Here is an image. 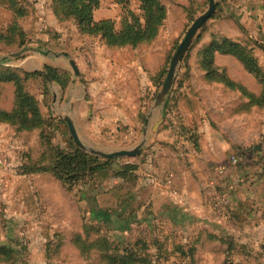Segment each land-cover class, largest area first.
I'll use <instances>...</instances> for the list:
<instances>
[{
	"label": "rangeland",
	"instance_id": "obj_1",
	"mask_svg": "<svg viewBox=\"0 0 264 264\" xmlns=\"http://www.w3.org/2000/svg\"><path fill=\"white\" fill-rule=\"evenodd\" d=\"M21 1L29 10V15L20 20L30 36L29 53L42 60L52 80L47 81L42 71L28 72L37 73L28 86L57 118L56 127L53 125V144L57 148L66 150L76 144L67 122L58 116L64 114L63 107L53 104V93L61 95L62 88L53 80L48 67L58 69L65 84L63 89L73 79L81 82L83 76L89 82L90 124L75 112L84 140L96 146L129 148L150 130L152 134L141 155L116 159L142 161L143 171L149 164L159 169L173 151L185 157V148L192 144L188 138L198 135L202 122L208 121V127L221 137H228L225 132L233 134L245 145L228 141L233 146L228 164L223 165L221 186L212 194L227 191L231 204L236 195L239 206L244 208L242 216L235 218L237 223L235 220L222 223L209 216V226L197 224L187 234L161 216H120L118 191L94 195L96 191L89 193L88 186L71 193L51 175L30 179L22 176L14 181L9 164L0 167V250H6L8 255V259L0 256V264H105L100 251L89 245L102 239L109 242L107 246L112 253H130L132 264H264V108L256 107L251 114L231 117L235 97L206 85L197 61V54L212 35L225 36L253 48L264 69V0H217V11L195 37L165 103H158L157 98L171 60L190 26L209 8L210 0H163L169 11L168 19L159 37L148 45L113 50L102 45L100 38H93L89 44L100 45L108 60L94 65L88 59L90 55L84 50L80 52L86 41L82 40L77 23L73 20L59 23L51 7L53 0ZM139 7L138 0L124 5L119 0H101L95 17L112 19L119 25L127 10L139 14ZM13 18L14 13L0 0V29L7 28ZM10 48H0V62L18 67L21 57H14L13 53L22 48ZM70 59L82 67L81 79ZM216 63L251 91H261L259 81L237 59L218 56ZM161 117L164 121L154 132ZM232 118L237 119L234 124L230 123ZM230 127L236 130L231 131ZM257 145L261 146L255 151ZM232 155L239 157L235 166L230 162ZM18 160L19 174L23 157ZM0 165L4 163L0 161ZM139 190L140 194L148 195V191ZM179 246L191 250L190 253H182L177 249Z\"/></svg>",
	"mask_w": 264,
	"mask_h": 264
},
{
	"label": "trees",
	"instance_id": "obj_2",
	"mask_svg": "<svg viewBox=\"0 0 264 264\" xmlns=\"http://www.w3.org/2000/svg\"><path fill=\"white\" fill-rule=\"evenodd\" d=\"M1 1L14 13V18L7 28L0 29V48L21 49L30 45L29 33L20 22L29 15L28 8L21 0ZM100 2L101 0H53L51 7L59 23L73 20L77 23L79 33L84 40L100 38L102 45L113 50L148 45L159 37L168 19L169 11L163 0H138L140 13L127 10L122 22L117 25L112 19H96L95 12ZM128 2L130 0H119L122 5ZM199 40L197 39L196 42ZM218 56L237 59L243 69L259 81L261 91L255 93L244 83L233 79L226 68L221 69L216 63ZM197 61L206 85L235 97L234 107L230 110L231 117L251 114L256 107L264 108V69L253 48L225 36L212 35L211 41L197 54ZM48 70L53 80L63 89L65 84L59 77L58 69L48 67ZM36 74L0 62V123L10 125L17 136L37 138L36 143L24 154V164L19 173L27 179L36 175L41 177L51 175L71 193L93 186L100 177L114 175L119 183L106 189L102 195L119 192V215L136 216L139 211H149L147 200L136 201L141 195L138 188L140 170L138 162L101 160L80 151L74 144L66 150L57 148L53 144V125H56L57 118L28 86L29 80ZM188 139L198 149V135L193 134ZM143 207L146 209L143 210ZM108 243L106 239H102L89 245L100 251L105 264L133 263L132 257L128 256L130 253L128 255L112 253L107 246ZM177 249L182 253L191 251H186L184 246H179ZM2 255L8 259L6 250H0V256Z\"/></svg>",
	"mask_w": 264,
	"mask_h": 264
},
{
	"label": "crops",
	"instance_id": "obj_3",
	"mask_svg": "<svg viewBox=\"0 0 264 264\" xmlns=\"http://www.w3.org/2000/svg\"><path fill=\"white\" fill-rule=\"evenodd\" d=\"M82 40L86 42L83 47H80V52L84 50L85 54L90 55L88 59L92 62V65L101 61L103 63L108 62L104 57L105 53L100 45L96 44L92 46L89 44L92 43L90 40ZM63 54L69 56L68 51H64ZM40 63L41 60L36 55L28 53L21 57L19 68L26 72H31L32 70L37 72ZM13 67H16V65ZM78 68L83 74L82 67L78 66ZM89 90V82L86 81L84 76L81 82L73 79L70 86L67 89H62L61 95H58L56 106L63 107L64 113H73L75 118L77 113V117L84 119L85 122L90 124L87 121V116L91 113ZM7 108H10V106H7ZM236 120V118H232L230 123L234 124ZM92 124L96 127L95 122ZM230 128L231 131L236 130L235 128ZM213 132L212 127H208V121L202 122L198 129V149L192 147V144H190V146L185 148L187 151V153L185 152V157L182 156L183 153L178 155L177 151L171 152L170 158L166 162L161 163L159 169H156V166H152V164H149L147 167L142 164L144 171L140 168L138 172V188H141L143 193L144 191L145 193L148 191V195L141 194L136 201H140L141 199L147 200V206L150 209H148L149 211L136 213V216H161L171 223L173 227L176 225L182 229L183 233L187 234L194 231L197 224L205 226L211 224L208 220L210 219L209 216L212 218L213 215L208 207V197L214 190L209 183L212 178V166L227 165V158L233 147L228 141L239 143V139L233 134L230 135V133L225 132L224 134L228 135V137H224L223 135L221 137V135L219 136ZM36 139V137L17 136L10 125L0 123V161L4 163L0 167L12 164L11 172L15 177L14 181L22 177L16 169L19 162L18 158L21 159L28 152L29 147L36 143ZM239 144L241 147L245 145L243 143ZM21 153H24L22 157H20ZM138 163L141 164L142 161ZM5 173H7V170ZM168 179L171 181L168 182ZM118 183L119 181L114 175L101 177L93 186H89V193L93 194L96 191L94 195H101L106 189L114 187ZM14 189L15 186H13L12 190ZM233 207L235 208V212ZM242 208L244 207L241 204L239 206L235 195L232 205L235 218L239 219L238 216H242ZM145 209L146 207H143V210ZM245 213L248 214L247 209H245ZM235 221L237 223V219Z\"/></svg>",
	"mask_w": 264,
	"mask_h": 264
},
{
	"label": "water",
	"instance_id": "obj_4",
	"mask_svg": "<svg viewBox=\"0 0 264 264\" xmlns=\"http://www.w3.org/2000/svg\"><path fill=\"white\" fill-rule=\"evenodd\" d=\"M218 8V2L217 0H210L209 8L205 13H203L201 16H199L194 23L190 26L188 31L185 34V37L181 41L180 45L178 46L170 64V68L165 80V83L163 85V88L161 89V92L158 95L157 102L158 103H165L172 87L175 84L177 72L179 69V66L181 65V62L184 60L187 52L189 51L195 37L200 32V30L203 28V26L206 24V22L213 17L215 12ZM31 48L29 46L23 47L19 52L13 53L14 57H22L25 54H28L31 52ZM42 63V60H41ZM70 63L72 68L74 69L76 75L81 79V71L79 70L76 62L73 59H70ZM19 67V65H17ZM32 70L31 72H33ZM42 71L46 77L47 81H50L52 83V80L47 72H45V64L42 63V66L40 65L39 70ZM58 93H53L54 101L53 104L57 103L58 100ZM60 118H62L64 121L67 122L69 132L71 134V137L73 138L76 146L87 153L90 154H96L100 155L104 159L107 160H116V159H123V158H135L142 154L143 150L147 146L148 142V136L152 134L150 130L145 131L143 138L136 143L134 146L129 148H113V147H102V146H96L91 142H88L83 139L81 136L76 119L73 113H64L61 115H58ZM164 121L163 117L159 118L156 124L154 125V132H157L159 129V125ZM261 145L255 146V151H258ZM104 150L105 152H103Z\"/></svg>",
	"mask_w": 264,
	"mask_h": 264
},
{
	"label": "built area",
	"instance_id": "obj_5",
	"mask_svg": "<svg viewBox=\"0 0 264 264\" xmlns=\"http://www.w3.org/2000/svg\"><path fill=\"white\" fill-rule=\"evenodd\" d=\"M230 162L234 166L237 165L239 163V157L236 155H232L230 158ZM211 172L212 178L209 183L210 186L217 190L221 183L220 180L225 173V169L223 166H212ZM167 181L170 182L171 180L168 179ZM208 207L211 210L213 216L222 223H227L235 220L231 198L227 191L209 195Z\"/></svg>",
	"mask_w": 264,
	"mask_h": 264
}]
</instances>
